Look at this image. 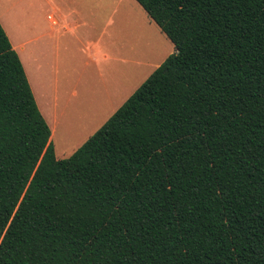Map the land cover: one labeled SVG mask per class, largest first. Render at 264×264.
Returning a JSON list of instances; mask_svg holds the SVG:
<instances>
[{"label":"trees","instance_id":"trees-1","mask_svg":"<svg viewBox=\"0 0 264 264\" xmlns=\"http://www.w3.org/2000/svg\"><path fill=\"white\" fill-rule=\"evenodd\" d=\"M169 54L56 159L0 27V264H264V0H133Z\"/></svg>","mask_w":264,"mask_h":264},{"label":"crops","instance_id":"crops-1","mask_svg":"<svg viewBox=\"0 0 264 264\" xmlns=\"http://www.w3.org/2000/svg\"><path fill=\"white\" fill-rule=\"evenodd\" d=\"M44 7L48 8L47 13ZM138 8L133 0H0V27L18 56L33 99L36 89L41 97L38 102H49L45 97L49 86L56 87L61 72H72L74 67L79 71L78 82L73 81L77 85L85 67L93 64L97 70L100 61H113V66L106 71L112 69L114 81L102 78L99 82L102 90L106 86L108 92L112 91L111 83L123 81L124 75L126 79L131 77L132 68L137 66L132 50L130 59L116 60L113 50L101 51L99 44L114 21H122L124 15L128 16L133 9L137 12ZM110 30L113 35L116 28ZM113 46L111 40L110 47Z\"/></svg>","mask_w":264,"mask_h":264},{"label":"rangeland","instance_id":"rangeland-1","mask_svg":"<svg viewBox=\"0 0 264 264\" xmlns=\"http://www.w3.org/2000/svg\"><path fill=\"white\" fill-rule=\"evenodd\" d=\"M44 9V13H47L48 8L44 7ZM124 16L126 19L123 17L122 21L118 20L117 23L114 21V24L106 30L107 36L99 44L101 51L113 50L116 60L130 59L132 50L133 61L137 62V66L132 68L129 79H126L124 75L123 81L111 83L109 89L115 92H108L106 86L102 90L103 87L99 83L102 78H110L114 81V76L110 73L112 69L106 71L113 66V61H109L110 59L100 61L97 70L93 64L85 67L81 73L80 83L77 85H73V81L78 82L76 77L79 71L76 67L72 72L71 70L66 74L61 72L56 87L50 85L49 94L45 95L49 98V102H38L41 97L39 98L36 89L32 90L36 95L34 102L37 110L50 130V142L56 159L68 158L114 113L146 77L169 54L173 53L172 45L152 23H149L140 8L137 12L133 9L128 12V16ZM112 27L116 28L113 35L110 30ZM110 35H112L111 39ZM111 40L114 42L113 47H110ZM62 77H64L63 81L60 80ZM65 78H67L66 81ZM72 91L75 93L74 96Z\"/></svg>","mask_w":264,"mask_h":264}]
</instances>
